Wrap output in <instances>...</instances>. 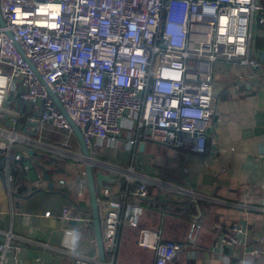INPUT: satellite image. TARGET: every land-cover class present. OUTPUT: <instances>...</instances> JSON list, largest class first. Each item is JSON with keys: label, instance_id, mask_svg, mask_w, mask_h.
Returning <instances> with one entry per match:
<instances>
[{"label": "built area", "instance_id": "built-area-1", "mask_svg": "<svg viewBox=\"0 0 264 264\" xmlns=\"http://www.w3.org/2000/svg\"><path fill=\"white\" fill-rule=\"evenodd\" d=\"M260 9L254 0H0V109L14 95L39 110L38 126L51 125L66 138L73 136L47 86L81 131L90 153L95 142L115 145L126 118L147 141L204 155L207 131L221 118L215 109L213 66L259 71V62L249 55V40L252 16ZM0 136V151L7 153L3 183L10 193L9 161L20 156L9 152L19 135L8 131ZM58 147L61 154L67 148ZM85 190L83 179L77 196ZM148 194L145 184L131 193L137 198ZM124 204L111 199L100 216L104 253L111 256L106 264L114 263L121 226L139 229L137 245L153 252L154 264H169L182 249L196 246L198 222L190 223L183 242L167 241L160 229L139 227L140 211H124ZM61 219L81 226L91 222L71 215L67 207ZM238 233L240 227L234 225L219 234L218 243L233 247ZM79 235L66 229L64 236L71 241H64L61 249L75 250ZM19 248L6 234L0 242V263ZM74 257L76 264H99L81 254Z\"/></svg>", "mask_w": 264, "mask_h": 264}, {"label": "crops", "instance_id": "crops-1", "mask_svg": "<svg viewBox=\"0 0 264 264\" xmlns=\"http://www.w3.org/2000/svg\"><path fill=\"white\" fill-rule=\"evenodd\" d=\"M254 1L261 9L250 22L249 55L260 69L213 66L215 109L221 118L207 131L206 154L147 141L126 118L115 145L95 142L90 153L94 172L108 179L97 187L100 216L107 201L123 200L124 211H140L139 227L160 229L164 240L176 242L186 239L190 223L201 225L196 246L182 249L169 264H264V0ZM252 75L259 76L253 80ZM38 114L14 95L0 109V132L19 135L9 155L20 156L9 161V193L2 173L7 153L0 151V242L11 234L20 246L0 264H76L74 254L98 261L87 188L77 196L85 176L76 137L66 138L51 125L38 126ZM42 142L48 150L40 147ZM62 144L67 148L61 154L54 147ZM140 184L148 189L146 198L131 195ZM65 207L91 222L81 226L62 220ZM234 225L240 227L238 244L221 246L219 234ZM66 229L80 231L75 250L61 249L71 241L64 236ZM138 230L120 227L113 264H154L153 252L137 245Z\"/></svg>", "mask_w": 264, "mask_h": 264}, {"label": "water", "instance_id": "water-1", "mask_svg": "<svg viewBox=\"0 0 264 264\" xmlns=\"http://www.w3.org/2000/svg\"><path fill=\"white\" fill-rule=\"evenodd\" d=\"M0 24L3 26L4 22L0 16ZM7 35L11 39V33L7 32ZM14 45H16V49L19 51V53L22 55L24 60L28 63V65L31 67V69L35 72L37 78L39 81L44 84L42 81L40 75L37 73L36 69L34 68L33 64L30 62L29 59H27L20 47V45L16 42H13ZM46 90L51 97L52 100H54V104L57 107V109L60 111L62 116L65 117L66 121L71 126L72 132L74 136L76 137V141L79 145V150L81 152V157L84 162V176H85V182H86V188H87V194H88V200H89V206H90V213H91V220H92V229L95 239V246L97 249V257H98V263L99 264H106V258L104 253V247L103 246V239H102V231H101V222H100V215H99V207H98V191L97 187L101 186L102 181L108 182V179L106 176H104L101 172H94L93 166L91 164V155L88 147L86 146L83 135L79 128L74 124V122L69 118L67 115L65 109L63 108V105L60 103V100L57 98V96L46 86ZM10 97H7L6 100H10ZM34 255V254H33Z\"/></svg>", "mask_w": 264, "mask_h": 264}, {"label": "rangeland", "instance_id": "rangeland-1", "mask_svg": "<svg viewBox=\"0 0 264 264\" xmlns=\"http://www.w3.org/2000/svg\"><path fill=\"white\" fill-rule=\"evenodd\" d=\"M42 143H43V146H41V145H40V147H44L45 149H47V150H48V148H49V147H48V148H47V147H45V146H44V144H45V143H44V142H42ZM45 145H47V144H45ZM44 148H43V149H44Z\"/></svg>", "mask_w": 264, "mask_h": 264}, {"label": "bare ground", "instance_id": "bare-ground-1", "mask_svg": "<svg viewBox=\"0 0 264 264\" xmlns=\"http://www.w3.org/2000/svg\"><path fill=\"white\" fill-rule=\"evenodd\" d=\"M3 85V81L2 80H0V86H2Z\"/></svg>", "mask_w": 264, "mask_h": 264}, {"label": "clouds", "instance_id": "clouds-1", "mask_svg": "<svg viewBox=\"0 0 264 264\" xmlns=\"http://www.w3.org/2000/svg\"><path fill=\"white\" fill-rule=\"evenodd\" d=\"M202 150V149H201Z\"/></svg>", "mask_w": 264, "mask_h": 264}]
</instances>
